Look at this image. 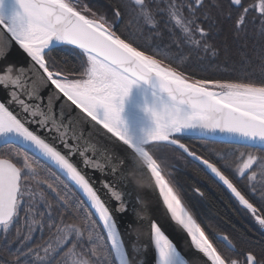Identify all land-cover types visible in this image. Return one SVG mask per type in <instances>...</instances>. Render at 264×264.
<instances>
[{"label": "snow or ice", "instance_id": "6c2138e0", "mask_svg": "<svg viewBox=\"0 0 264 264\" xmlns=\"http://www.w3.org/2000/svg\"><path fill=\"white\" fill-rule=\"evenodd\" d=\"M160 2L164 6L158 10L167 14L168 25L184 44L216 55L206 42L208 32L201 26L209 16L204 14L201 20L198 15L206 0ZM130 4L146 28L157 29L156 14L148 0H130ZM213 7L225 15L237 34L245 32L248 23L258 21L264 35V0H228L226 13L220 0ZM113 16L119 20L121 9L116 8ZM0 32L30 57L41 79L55 89L57 98L70 102L130 150L150 173L171 219L187 232L199 253L211 264H240L238 259L217 250L180 191L165 177L162 163L152 149L154 145L172 146L200 161L264 228V206L250 202L237 187L240 180H245L255 195L256 183L264 184V156L254 154L264 153V82L194 79L169 58L167 51L157 48L150 52L135 43V37H122L106 16L77 0H0ZM58 46L75 51L81 60L78 70L65 72L50 66L49 53ZM30 83L22 75L13 76L10 66L0 74V85L10 88L12 101L34 120L39 117L36 122L55 133L69 152L60 151L0 103V141L24 149L22 157H0V231L7 236L17 226L15 238L5 239L4 250L15 264H28L22 257L35 258L31 264H130L111 210L70 158L78 153L86 166L100 167L86 155L95 150L94 146L81 151L78 145L69 143L81 136L57 119L51 102L47 112L28 102L37 96ZM192 134L206 141L237 143L249 151L233 153L237 157L234 165L222 168L219 161L214 163L197 155L182 142ZM41 160L47 162L49 171L54 167L77 186L92 211L84 208L83 202L78 209L71 204L68 192L62 193L42 174ZM52 174L60 179L56 172ZM61 183L68 188L67 183ZM112 196L121 200L117 191L113 190ZM54 201L62 210L60 218L48 226V238L33 248L28 242L33 232L43 227L42 217L51 216ZM151 240L157 264H189L156 222L151 224ZM222 241L229 251L234 250L227 236ZM10 244L17 247L12 249ZM244 264H261V260L248 252Z\"/></svg>", "mask_w": 264, "mask_h": 264}, {"label": "trees", "instance_id": "16d2710c", "mask_svg": "<svg viewBox=\"0 0 264 264\" xmlns=\"http://www.w3.org/2000/svg\"><path fill=\"white\" fill-rule=\"evenodd\" d=\"M77 2L80 5L87 4L90 8L102 12V15L114 23L118 34L125 38L135 37V43L145 50L155 52L157 48H160L167 51L169 58L194 79L264 82V35L259 30V22L248 23L246 31L237 34L225 15L213 7L216 0H206L205 7L198 13L201 20L204 14L209 16V19L205 20L201 26L208 32L206 42L212 49H215V56L205 54L202 50L192 49L183 43L179 34L171 30L168 25L167 14L158 10L164 6L160 0H156L155 4L153 0H148L149 6L156 14L157 29L146 28L143 32L141 27L145 26H140L141 22L133 12L129 0H77ZM164 2L166 3V0ZM220 2L226 13L228 0H220ZM116 8L122 11L119 22L113 16ZM249 19L252 18L249 17ZM48 60L50 66L54 65L65 72L76 71L81 64L75 51L67 46L54 49L49 53ZM182 142L186 143L197 155L214 163L219 161L218 166L222 168L225 164L234 165L237 157L232 155L233 153L249 151L239 144L212 142L189 136L185 137ZM152 150L156 156H159V153L162 157L164 154H169L175 159H180L173 165H165L163 162L164 175L180 191L185 204L204 228L217 250L229 258L238 259L240 264H244V257L248 252H253L261 260V264H264V231L254 217L243 209L203 167L191 161L180 150L162 145H154ZM18 154L22 157L24 149L16 145L0 148V157L14 158ZM254 154L264 156L261 152ZM40 166L42 174L48 176L51 182L56 183L62 193L68 192L71 204L78 209L83 202V207L91 211L77 190L54 168L49 171V165L43 160L40 161ZM53 172H56L60 179H57L52 174ZM61 181L68 184L67 189L63 188ZM237 187L250 199V202L258 207L264 206V184L256 183L255 195L252 193L249 182L245 180H240ZM43 210L48 211L46 208ZM59 211L62 210L56 208L54 201L51 216L45 214L42 217L43 227L33 232L32 239L28 242L30 246L35 248L48 238V226L59 220ZM70 211H73L74 215H80L73 209ZM21 218H23V213H21ZM16 227L14 225L7 236L0 231V261H6V264H15L13 258L4 250V241L6 238L9 241L15 238ZM219 236H227L234 244V250L229 251L218 240ZM9 247L15 249L17 245L10 244ZM41 255H43L42 252ZM21 259L31 264L35 258L22 257Z\"/></svg>", "mask_w": 264, "mask_h": 264}, {"label": "water", "instance_id": "95a60500", "mask_svg": "<svg viewBox=\"0 0 264 264\" xmlns=\"http://www.w3.org/2000/svg\"><path fill=\"white\" fill-rule=\"evenodd\" d=\"M119 21L120 19L117 20V22ZM9 66L12 68L13 76L22 75L23 79L32 82L29 86L35 87L37 90V96L28 101L29 103L39 105L42 110L47 112L49 102H51L57 119L65 126L70 127L77 136H81L80 140L69 141V143H75L81 151L86 146H94L95 150L89 151L86 155L89 159L97 161L100 167L92 164L86 166L84 157H81L78 153L71 155L70 158L111 210L117 224V230L126 245L130 264H157V254L151 240V224L153 222L161 227L162 231L173 242L177 251L189 264H211L203 254L195 249L187 232L171 219L150 173L143 169L140 162L131 155L130 150L107 133L106 130L84 117L70 102L62 97L57 98L55 89L46 82V79H41L40 72L33 66L30 57L15 42L9 43L5 39L4 33L0 32V74H3ZM40 97H43V99L41 100ZM0 103H5L14 114L26 122L31 130L48 140V142L53 143L60 151L69 152V149L65 148L61 141L56 138L55 133L48 132L36 122L40 119L39 117L34 120L31 115L22 111L20 105L12 101L10 88H5L3 85H0ZM189 137L200 138L194 134L189 135ZM216 142L226 143L220 139H217ZM7 145H16L23 149L22 146L17 144H5L0 141V148ZM72 151H75V149H72ZM180 151L182 152V150ZM184 154L191 161L203 167L245 209L230 190L206 166L186 153ZM56 171L58 172V170ZM59 174L63 177V174ZM63 178L66 180L65 177ZM67 182L77 190L91 210L83 192L71 181ZM106 184L110 187H105ZM113 190L120 193V201L112 196ZM122 203L123 208H121ZM245 210L248 212L247 209ZM262 229L264 231V228ZM222 237L224 236H219L218 240L226 247V242L222 241Z\"/></svg>", "mask_w": 264, "mask_h": 264}, {"label": "rangeland", "instance_id": "374dc122", "mask_svg": "<svg viewBox=\"0 0 264 264\" xmlns=\"http://www.w3.org/2000/svg\"><path fill=\"white\" fill-rule=\"evenodd\" d=\"M93 11H95L96 13H98L99 15H102V12H99V11H97V10H94L93 9ZM104 16V15H103ZM139 21V20H138ZM140 22V21H139ZM140 24V23H139ZM141 25H143V23L141 22V24H140V26ZM141 29H142V32L146 29V27H141ZM160 156V157H159ZM159 156H157L159 159H160V161H161V159H162V165H163V162L165 163V165H173L174 164V162H176L177 160L179 161L180 159L179 158H177V159H175V158H173V156H170L169 154H164V156L162 157L161 155H160V153H159Z\"/></svg>", "mask_w": 264, "mask_h": 264}]
</instances>
